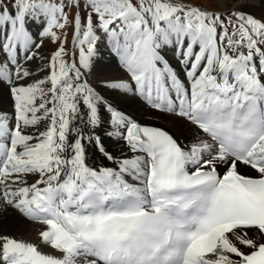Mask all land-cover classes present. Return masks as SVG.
<instances>
[{
  "label": "snow or ice",
  "instance_id": "1",
  "mask_svg": "<svg viewBox=\"0 0 264 264\" xmlns=\"http://www.w3.org/2000/svg\"><path fill=\"white\" fill-rule=\"evenodd\" d=\"M0 264H264V0H0Z\"/></svg>",
  "mask_w": 264,
  "mask_h": 264
},
{
  "label": "bare ground",
  "instance_id": "2",
  "mask_svg": "<svg viewBox=\"0 0 264 264\" xmlns=\"http://www.w3.org/2000/svg\"><path fill=\"white\" fill-rule=\"evenodd\" d=\"M234 2H238V0H234ZM107 68L108 67H106V71H110L112 74H116L119 71L118 68L117 69L114 67L113 68L111 67L110 69H107ZM120 106L124 111L134 116L141 122L151 121L156 126H163L165 128L171 129L173 132H177V129L173 126L171 121L165 120L163 118H159V119L156 118L149 112V110L146 108V106L141 101H130V100L125 99L121 101ZM105 119L107 118L105 117ZM107 128H108V125L107 123H105L104 128L101 129L100 131L103 132ZM181 139H184V137L181 136ZM107 143L109 147H112L114 150H117L115 149V145L113 141H107ZM88 163L94 166H100V165L111 166L110 162H108L107 160H104L97 153H95L94 150L91 148H89ZM221 169H222V166H221ZM241 171L243 172V171H248V170L242 167ZM30 229H31L30 225L25 226L24 224L16 223L14 221H6L4 224V230L9 231L14 235H18V236L23 235L26 239H35V236L34 234L31 233Z\"/></svg>",
  "mask_w": 264,
  "mask_h": 264
},
{
  "label": "rangeland",
  "instance_id": "3",
  "mask_svg": "<svg viewBox=\"0 0 264 264\" xmlns=\"http://www.w3.org/2000/svg\"><path fill=\"white\" fill-rule=\"evenodd\" d=\"M193 2H195V0H193ZM202 2H204V0H202ZM55 46L54 45H51V44H48L47 42H46V44H45V47H44V49H43V52L45 53V54H47L48 52H50L53 48H54ZM108 54H107V52H105V56H107ZM113 68H116L117 69V66H116V64H115V60L113 59L112 60V62L110 63V64H108L107 65V69H110L111 67ZM110 67V68H109ZM108 72H110V71H108ZM111 73V72H110Z\"/></svg>",
  "mask_w": 264,
  "mask_h": 264
}]
</instances>
